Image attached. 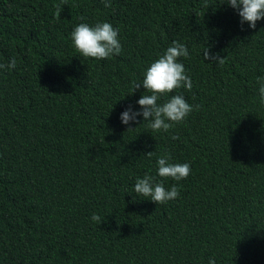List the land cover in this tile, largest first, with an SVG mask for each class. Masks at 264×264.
<instances>
[{
    "label": "trees",
    "instance_id": "1",
    "mask_svg": "<svg viewBox=\"0 0 264 264\" xmlns=\"http://www.w3.org/2000/svg\"><path fill=\"white\" fill-rule=\"evenodd\" d=\"M59 3L0 0V63L16 59L0 70V264H264V21L242 30L224 0H66L57 19ZM98 22L119 29L120 55L76 51L73 29ZM174 41L198 110L127 132L134 83ZM165 153L190 163L186 180L158 176ZM146 174L179 197L135 193Z\"/></svg>",
    "mask_w": 264,
    "mask_h": 264
},
{
    "label": "clouds",
    "instance_id": "2",
    "mask_svg": "<svg viewBox=\"0 0 264 264\" xmlns=\"http://www.w3.org/2000/svg\"><path fill=\"white\" fill-rule=\"evenodd\" d=\"M103 2L106 8L112 7L111 0H103ZM225 3L236 10L240 17L242 30L244 24L254 30L258 21H264V0H224L223 4ZM64 5H66V0H61V3L55 5L57 19L61 17ZM71 40L76 51L85 58L110 59L120 55L123 51L119 29L108 22H98L94 26L80 23L73 29ZM203 55L205 61H211V63L221 66L225 63L226 57L213 54L208 47L204 50ZM189 57L187 46L179 41H174L172 46L146 69L142 81L134 83L135 91L141 86L146 91L136 101L140 106L139 110L129 106L121 113L120 119L122 124L128 126L127 132L136 129L132 125L140 124V117H143L144 122H148L149 128L154 132H168L175 125L183 123L194 110H198V106H195L194 109V106L179 94L181 88L191 91L193 87L191 77L187 74L184 64L180 62L181 58ZM15 67V57L7 64L0 63V70H11ZM257 79L260 83L261 102H264V77ZM173 93L175 94L173 95ZM162 98L166 99L160 103ZM178 138V136H172L174 140ZM153 152H148L146 155L151 157ZM171 160L170 153H165L158 158V176L165 179L171 178L174 181L186 180L191 174L190 163H172ZM134 191L149 198L157 205L167 204L180 195L175 184L170 190L166 189L163 180L156 182L153 176L147 174L136 180ZM91 219L96 223H102L98 214H93ZM209 264H216L215 259L210 258Z\"/></svg>",
    "mask_w": 264,
    "mask_h": 264
}]
</instances>
